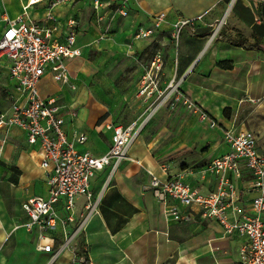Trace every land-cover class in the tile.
Segmentation results:
<instances>
[{
	"label": "crops",
	"instance_id": "obj_1",
	"mask_svg": "<svg viewBox=\"0 0 264 264\" xmlns=\"http://www.w3.org/2000/svg\"><path fill=\"white\" fill-rule=\"evenodd\" d=\"M28 1L0 0V37L6 20L19 17L23 11L40 28L56 27L51 39L58 41L64 40L69 31L67 22L74 19L77 23L76 46L81 56L68 61L67 68L68 80L76 84L80 83L81 77L76 76L78 69L74 66L84 62L91 49L102 48L106 52L105 57L109 58L115 53L121 55L128 48L126 40L134 35L137 28L150 27L151 17L163 13L165 18L157 33L134 41L132 48L149 57L144 67L136 68L140 75L134 96L145 67L160 49L165 80L179 81L180 91L205 112L211 118L209 120L217 123L216 128L203 130L204 138L217 140L200 157L206 161L186 167L162 164L154 159L149 161L142 142L139 156L130 157L131 148L137 149L133 143L128 158L120 163L111 177L110 167H105L93 177L91 191L95 195L101 194L98 215L90 220L84 231H80L71 248L52 259V253L38 249L44 241L39 238L36 227L27 226L30 220L21 207L29 197L48 195L38 146H29L23 131L16 127L0 128V142L5 138L0 157L6 154L10 163H17L15 169L23 170L27 164H32V159L27 160L26 154L34 155L37 158L35 166L41 176L40 186L38 182L31 184L21 175L0 177V264H241L239 249L242 237L237 232L225 234L219 222L202 218L196 207L191 211L188 209V221L166 219L162 205L150 188L149 172L164 178L161 168L166 167L169 176L180 175L202 193L216 191L217 178L202 181L197 171L229 151L223 140V130L231 126L252 132L258 152L264 154V0H99L101 5L97 11L93 7L94 0H70L55 6H51L54 0H37L27 6ZM120 4L129 10L128 16L123 17L117 12ZM98 15H106L102 41L98 40ZM179 19L195 20L181 31L175 42L170 36L173 24ZM218 23L221 24L219 32L211 38L213 26ZM238 41L259 43L260 48L231 44ZM8 66V59L1 57L0 111H6L18 95L8 75ZM44 80L59 83L54 86V93L47 96L53 97L60 90L69 99V105L65 107L55 96L58 104L65 111L76 112L73 120L64 114L67 136L72 138L75 134L84 133L87 141L77 148L95 156L104 154L110 145V133L104 126L107 123L118 124L111 108V105L116 106V87L103 85L109 90L108 97L96 92L98 86L89 95L85 90L69 95L66 91L69 82L62 84L48 74L41 79ZM139 105V118L126 125L143 120L147 106L141 102ZM110 109L113 111L107 116ZM164 110H159L153 118ZM19 158L24 160L23 164ZM250 181L248 174L236 181V187L243 191L238 205L244 211H249L255 195L246 190ZM83 205L84 198L78 197L73 212L75 221L64 229L57 225L44 233L53 251L63 241L64 232L71 233L77 227L84 212ZM56 208L63 216L60 203ZM179 208L184 210L182 206Z\"/></svg>",
	"mask_w": 264,
	"mask_h": 264
},
{
	"label": "built area",
	"instance_id": "obj_2",
	"mask_svg": "<svg viewBox=\"0 0 264 264\" xmlns=\"http://www.w3.org/2000/svg\"><path fill=\"white\" fill-rule=\"evenodd\" d=\"M37 0H29L27 6ZM70 0H54L51 6L69 2ZM101 3L94 0L93 7L97 11ZM25 9V8H24ZM123 17L129 10L123 5L117 9ZM163 13L151 17L150 27H138L134 33L136 39H144L157 33L164 20ZM195 19H179L173 24L171 39L177 41L182 30ZM69 31L63 41L52 40V29H43L33 22L27 13L6 20V26L0 37V58L9 61L8 75L13 80L17 97L6 111H0V128L16 127L23 131L29 146H38L40 167L48 187L47 197L32 196L21 205L29 217V228L36 227L39 238L44 241L38 249L52 253V259L65 249L71 248L80 231H84L90 220L98 215L101 194L91 191V182L96 173L110 167V177L120 163L128 158V152L138 138L143 127L163 108L183 105L197 110L179 88V81L165 80L163 59L158 49L145 67L137 84L136 98L146 105L145 116L140 123L120 125L107 123L104 128L110 133L108 150L95 156L89 151L79 150L77 145L87 141L84 133L67 136L64 114L70 120L76 117L74 110H67L58 104L55 97L42 96L38 83L46 75L62 84L68 83L67 62L81 56L76 46L77 23L74 19L67 22ZM220 23L212 29L213 38L220 28ZM202 119H209L205 112ZM211 121L214 127L216 122ZM223 140L229 151L216 157L201 167L198 178L206 180L217 178V189L214 192L202 193L190 182L184 181L180 175L169 176L167 168L162 167L165 175L160 178L149 172L150 188L157 202L163 207L166 219L179 222L188 221L191 211L196 207L204 219L219 222L225 234L237 232L242 237L239 249L241 264H264V154L259 153L252 132L246 128L231 126L223 130ZM5 138L0 142V151ZM251 177L249 192L253 196L249 211L238 205L242 190L236 187V181L244 175ZM109 177V179H110ZM84 198V212L77 227L71 233L64 232V238L56 251L44 233L61 225L75 221V200ZM61 204L63 216L57 212ZM183 207L181 210L179 207ZM229 215L231 220L229 219Z\"/></svg>",
	"mask_w": 264,
	"mask_h": 264
},
{
	"label": "rangeland",
	"instance_id": "obj_3",
	"mask_svg": "<svg viewBox=\"0 0 264 264\" xmlns=\"http://www.w3.org/2000/svg\"><path fill=\"white\" fill-rule=\"evenodd\" d=\"M105 16L98 15L96 17L100 31L99 41H102L105 35L103 31ZM135 39L134 35L128 38L126 40L127 50L121 52V55L115 53L110 58L105 57L106 52L102 48L100 50L91 49L86 60L74 66V68L78 69L76 76L81 77L80 83L76 84L74 81L68 80L69 83L67 85L69 86H66V91L69 92V95L78 92V90H85L89 95L92 94V89L98 86L99 88L96 92L101 96L107 97L109 90L107 91L103 85L115 86V89L118 91L115 102L116 106L111 105L114 111L110 109L106 115L110 116V111H113L116 116L115 120L121 125L135 121L141 114L138 108L140 106L139 100L134 96L136 81L140 75V72L136 68L138 66L144 67L149 57L148 55L137 53L132 48ZM97 83L102 86H99ZM58 85V82L44 80V82L40 81L37 87L40 95L46 97L47 94H53L54 86ZM58 91L54 95L66 107L69 105V99L60 90ZM202 112L198 108L197 110L189 109L180 104L168 109L165 108L163 112L158 113L155 118H152L147 123L140 136H138V141L136 139L134 142V146L137 149L131 148L129 156L133 158L138 157L144 144L149 161H153L152 159H154L158 163L174 164L175 167H186L203 163L206 161V158L200 157H203V153L208 152L217 140H210L211 138L209 137L204 138L206 134L203 130L214 129L217 127V123L213 127L209 119H202L200 117ZM155 139L156 141L154 142ZM26 157L27 160L32 159L30 161L32 164L30 166L27 164V167L23 170L15 169L14 165H17V163L14 165L12 161L10 163L6 154L0 157V169L2 171L0 172V177L21 175L23 179L30 180L31 184L38 182L37 184L40 186V171L35 166L37 158L34 155L30 156L29 153L26 154ZM18 161L22 164L24 163V160L21 158ZM116 176H118V173Z\"/></svg>",
	"mask_w": 264,
	"mask_h": 264
},
{
	"label": "trees",
	"instance_id": "obj_4",
	"mask_svg": "<svg viewBox=\"0 0 264 264\" xmlns=\"http://www.w3.org/2000/svg\"><path fill=\"white\" fill-rule=\"evenodd\" d=\"M231 44H239V46H246L247 48H251V49H259L260 46H259V43H248L247 41H238V42H232ZM209 119H211L209 116H208ZM87 262V259H85L84 263Z\"/></svg>",
	"mask_w": 264,
	"mask_h": 264
}]
</instances>
